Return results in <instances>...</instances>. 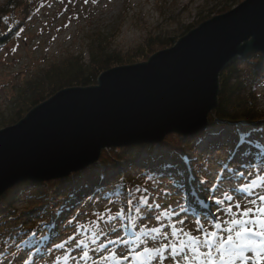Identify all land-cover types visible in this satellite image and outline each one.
<instances>
[{
  "label": "water",
  "instance_id": "obj_1",
  "mask_svg": "<svg viewBox=\"0 0 264 264\" xmlns=\"http://www.w3.org/2000/svg\"><path fill=\"white\" fill-rule=\"evenodd\" d=\"M253 53L264 56V0H246L147 61L102 73L96 85L58 92L0 130V198L24 182L82 172L110 149L204 133L221 74Z\"/></svg>",
  "mask_w": 264,
  "mask_h": 264
},
{
  "label": "rangeland",
  "instance_id": "obj_2",
  "mask_svg": "<svg viewBox=\"0 0 264 264\" xmlns=\"http://www.w3.org/2000/svg\"><path fill=\"white\" fill-rule=\"evenodd\" d=\"M4 1L5 0H0V5L3 4ZM238 1L239 0H38L40 8L36 15L28 21L24 27V31L20 32L16 41L0 51V121L7 117L9 118L12 112L11 109L13 110V105H11L13 101L25 92V88L29 90L28 85L30 83L36 82L40 77H43L44 72L52 64H61L64 60H71L73 58H80L84 63H87L90 57V46L97 48V45L101 41H108L106 44L108 52H118L121 56H126L133 50L140 48L148 37L155 35H159L162 38L180 37L188 26L209 18L196 25L195 28H198L202 23L223 15L219 13L225 8L233 7L232 10H234L240 5ZM158 52L160 51L156 53ZM245 66L246 65L243 64L240 69L245 70ZM256 94L259 97L258 107L264 112V78H262L257 86ZM240 131L241 133L236 138L239 140L241 136L248 134L246 135L248 136L246 141L253 145L256 144L262 156L264 154V123L261 125V130L257 132H254L251 127H246L245 124L242 125L239 132ZM225 135L227 140L226 143H224L223 149L219 152L220 161H226L233 169L239 170V172L245 171V169L240 167L241 164L237 163L238 160H234L236 159L234 153H230L232 150H236L237 146L233 143L235 138L231 137L232 135L230 133ZM198 142L200 143V141ZM196 144V151L194 154L190 151H186L184 156L177 158V169L184 171L185 175L184 177L177 176L176 179L185 184L187 191L185 192L181 189L173 188V195L170 198L165 199L162 197L159 201H156L162 205L159 210L160 212L168 210L169 205L176 207L178 211V202L182 200V196L184 195H187L189 203L193 202L192 186L187 183V176L197 171L191 168L189 164L193 160L194 155L197 158L201 157L204 162L207 163L209 155L208 153H202L201 145H198L197 142ZM161 145L162 144L152 145L153 155L150 159L156 157L158 153H164L163 149H161ZM255 151L258 152L257 148ZM146 158H148L147 154L144 153L140 155V160ZM160 160L163 163L171 164L170 160L165 157ZM99 162L96 164L97 166L100 165ZM244 163L249 164L248 162ZM254 163L256 164L249 165H258L259 170L250 168L248 171H252L253 174L251 176H248L247 171H245L244 177L237 176L235 179H238L241 184L246 182L250 183L252 180H255L260 185L258 191L264 192V155L260 160L257 159L254 161ZM156 164H158L157 161L153 162L151 165L155 166ZM213 170L218 171L219 169L213 166ZM122 174L123 172L119 171L112 175L116 176ZM135 174H137V172H135ZM175 174L176 171L174 175ZM203 175H205V178L208 180V184L205 185V188L211 187L215 182V175ZM167 182V180L164 181L165 184H167ZM74 186V189L79 187L78 185ZM109 188L112 189V186H109ZM106 189H108V187H106ZM196 195L204 199L208 196V192L198 190ZM58 196L60 199L55 201L56 204L52 208L58 207L61 211L63 207L70 205L71 213L69 214L67 210L65 212V217L70 218L67 221H72V227L65 230L64 223L66 221L57 220L48 226H51L53 232L59 235H53V237H51L48 236L47 231L44 230L40 236L47 238L37 241H33V238H30L28 239L29 241L32 240L30 244L27 241V243H23V245L12 246L24 256H27L29 261L35 259L37 264H47L48 256L45 252V247L51 246L54 243H60L69 235H75L77 240H83L89 247H96V245L91 244L89 239L91 236V225L89 221L96 220L101 227H104V222L92 215L96 212H102L101 214H104L105 217L107 214L115 216L121 210L124 212V217L118 218L117 220V223L120 225L119 231L114 235L110 234L107 238L101 236L97 241L98 244L105 243L107 249L115 251L118 257L121 253L127 254V248L132 246L131 243H121L120 240L124 241V238L122 239L121 237L132 236L131 239L135 241V244L140 245L137 249L138 251H142L145 246L150 248L161 247L163 244L167 243V241H165L162 236H157L156 233L151 232L150 229H160L161 226L164 225L165 227L162 231L170 233L171 228L166 226L170 221L175 222L177 219H185L187 221L183 226L185 230L192 232L193 235H202L194 231L195 214H190L187 217L184 215L174 217L169 214L167 217H162L160 221L155 220L154 216L148 220H142L138 213L133 210L132 206H128L118 200H115V203H110L105 198L110 196V193L97 199L98 202L96 203L87 205L86 201H82L79 203V206L78 201L75 199L67 201L61 198V195ZM13 206L17 211L16 216H23L25 210L30 208V203L27 197L22 195L13 203ZM6 210V207L2 205L0 214L6 213ZM213 211H215V207H213ZM80 213H85V215H79ZM50 216L52 215H50L49 210V217ZM77 225H83V227L77 229ZM177 227L181 226L177 225ZM206 227L209 226L206 225ZM211 230L212 229L209 227V231ZM136 235H140L139 241L135 240ZM117 237H119L120 240H118ZM153 237L156 238L153 239ZM109 239L115 242L109 244L107 243ZM169 239H171L170 236ZM16 246H18V248ZM32 247L34 248L31 249ZM14 248H10V250H14ZM36 249H40V251H36ZM10 250L8 252L4 251L8 253V255L6 257H0V264H10ZM30 251H33L35 254L28 256L27 254ZM41 254L45 256L44 261H40ZM53 256L62 257L63 250L54 251ZM125 264H131V260L125 262ZM151 264H160V261L157 258V260L152 261ZM164 264H173V261L169 259L166 260ZM261 264H264V261H262Z\"/></svg>",
  "mask_w": 264,
  "mask_h": 264
},
{
  "label": "trees",
  "instance_id": "obj_3",
  "mask_svg": "<svg viewBox=\"0 0 264 264\" xmlns=\"http://www.w3.org/2000/svg\"><path fill=\"white\" fill-rule=\"evenodd\" d=\"M243 2L245 0H239L238 4ZM39 8L38 0H5L0 5V51L16 41L21 32L20 29H24ZM232 9L233 7H227L219 14H225ZM200 22L188 26L180 37L162 38L159 35L148 37L140 48L126 56H121L118 52H108L106 46L108 41H101L97 48L90 46V57L87 63L80 58H73L64 60L61 64H52L44 72L43 77H38L36 82L30 83L29 90L25 88V92L13 101L11 104L13 110L11 109L9 118L0 121V130L16 124L34 107L64 89L96 85L100 74L107 70L142 63L157 51L172 48L179 38L195 29ZM243 64L246 65L245 70L240 69ZM262 78H264L263 55L253 53L233 61L221 74L219 105L208 117L209 129H230L233 132L232 137L235 138L233 140L235 145L239 143L236 137L241 133L239 132L242 128L241 124L251 127L255 132L261 130V125L264 123V112L258 107L259 97L256 91ZM200 138L201 135L191 138L170 135L161 145L164 153H158L153 159H150L153 155L152 145L110 149L102 153L99 166H90L68 178L45 183L28 181L19 184L0 198V208L3 205L7 209L6 213L0 214V251L8 252L10 248H14L8 245H23L27 243L25 241L30 244L32 241L28 240L30 238H33V241L40 240V235L44 230L47 231L48 236H53L56 232H53L51 226L48 225L57 220L70 219L65 217V212L70 209V205H67V209L62 208V215L59 218L53 215L49 217V210L55 206V201L60 199L58 195L67 201L74 199L77 201V197H83L85 193L99 199L109 193L111 196L115 185H122L124 191L136 186H151L150 176L159 175L163 171H170L173 175L175 171L176 173L181 171L177 169V158L184 156L186 151L194 154L196 142L198 143ZM144 153L148 155V158L140 160V155ZM163 157L170 160L171 165L174 166L172 169L165 168L168 164L161 162L160 159ZM155 161L158 164L152 166L151 164ZM189 166L197 172L200 171V164L195 155ZM119 171L123 174L112 175ZM74 185H78L79 189L75 188V190ZM109 186H112V189ZM22 195L29 200L30 208L25 210L23 216H16L17 211L13 203ZM112 199L123 201L126 204V198L112 197ZM132 208L134 210L136 208L135 201ZM94 217L96 218L95 215ZM41 220L46 223H39ZM53 225L56 226L57 222ZM17 233H25V235L17 237ZM14 250L17 251L15 248ZM14 250H10V253Z\"/></svg>",
  "mask_w": 264,
  "mask_h": 264
},
{
  "label": "snow or ice",
  "instance_id": "obj_4",
  "mask_svg": "<svg viewBox=\"0 0 264 264\" xmlns=\"http://www.w3.org/2000/svg\"><path fill=\"white\" fill-rule=\"evenodd\" d=\"M20 31L23 32L24 29L21 28ZM226 140L225 133L218 130H206L202 133L201 152L209 154L207 164L201 157L197 158L200 171L187 176V183L192 186L194 200L189 203L187 195L182 196V200L178 202V211L176 207L169 205L168 210L160 212L162 205L156 201L162 197L165 199L171 197L173 188L187 191L185 184L176 179L177 176L184 177V171H178L175 175L170 171L152 175L149 177L151 186H136L124 191L122 185H115L111 196L106 197L110 203L116 202L112 197L126 198L128 206H132L135 201V210L142 220H148L154 216L155 220L160 221L162 217H167L169 214L174 217L181 215L187 217L195 214L194 231L202 235H193L192 232L185 230L183 226L187 221L177 219L175 222L170 221L166 226L171 228L170 233L162 231L164 225L160 229H150L151 232L162 236L167 241L161 247L145 246L142 251H138L140 245L133 241L132 246L127 248V254L121 253L118 257L115 251L107 249L105 243L98 244L97 241L101 236L107 238L110 234L114 235L119 231L120 225L117 220L124 217V212L121 210L115 216L107 214L106 217L97 212L92 215L102 220L104 227H101L96 220L89 221L91 225L89 239L96 247H89L83 240H77L75 235H69L60 243L45 247L48 256L47 264H62V262L63 264H69V262L70 264H113V262L114 264H125L130 260L131 264H151L157 258L160 264H164L169 259L173 261V264H261L264 261V192L258 191L260 185L255 180L241 184L238 179H234L237 176L244 177L245 171L248 176H251L253 173L248 169L259 170V166L242 163L240 167L245 171L237 172L226 161L221 162L219 152L223 149ZM243 141L244 136H241V142ZM244 155L247 156V153ZM213 166L219 170L214 171ZM173 167L171 164L165 166L166 169ZM202 173L208 176L215 175V182L211 187L205 188L208 180ZM165 179L168 181L167 184L164 183ZM198 190L207 191L208 196L201 199L196 195ZM77 201L78 206L80 201H86L87 205L98 202L95 196L87 193L83 197H77ZM68 212L70 214L71 209H68ZM50 215L59 218L62 213L57 207L50 209ZM79 215H85V213ZM39 223L45 224L46 222L41 220ZM206 225L212 230L209 231ZM71 227L72 221L66 220L65 230ZM76 227L79 229L83 225ZM20 235H25V233H17V237ZM45 238L47 237H41V239ZM117 239L120 240L119 237ZM135 240L139 241L140 235H136ZM114 242L107 240L109 244ZM120 242L130 243L122 240ZM59 250H63V256L54 257L53 252ZM7 255L8 253L0 251V257ZM44 260L45 256L41 254L40 261ZM10 264H37V261L35 259L29 261L27 256L21 252L13 251Z\"/></svg>",
  "mask_w": 264,
  "mask_h": 264
},
{
  "label": "bare ground",
  "instance_id": "obj_5",
  "mask_svg": "<svg viewBox=\"0 0 264 264\" xmlns=\"http://www.w3.org/2000/svg\"><path fill=\"white\" fill-rule=\"evenodd\" d=\"M187 1V0H186ZM113 69V68H112ZM108 71V70H107ZM106 72V71H105ZM104 73V72H103ZM101 75V74H100ZM99 78V77H98ZM243 124H241V126H242ZM218 131H221V132H223V133H225V134H227V133H230L231 135H233V132H231L230 131V129H228V128H225V129H223V128H220V129H218ZM232 137V136H231ZM255 150H256V146H254L253 144H249V146H248V149H247V151H246V153H247V156H245V157H248V158H246L247 160H251L252 159V155H254V153H255ZM241 152H243V150H240ZM77 189H79V187L77 188ZM124 238V239H123ZM122 239L124 240V241H129L130 243L131 242H133V239H128V240H125V239H127V238H130V237H127V236H124Z\"/></svg>",
  "mask_w": 264,
  "mask_h": 264
}]
</instances>
